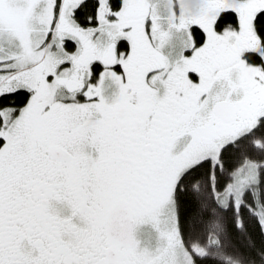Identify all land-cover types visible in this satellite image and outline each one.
I'll return each mask as SVG.
<instances>
[{"label": "snow or ice", "instance_id": "obj_1", "mask_svg": "<svg viewBox=\"0 0 264 264\" xmlns=\"http://www.w3.org/2000/svg\"><path fill=\"white\" fill-rule=\"evenodd\" d=\"M0 264H264V0H0Z\"/></svg>", "mask_w": 264, "mask_h": 264}]
</instances>
